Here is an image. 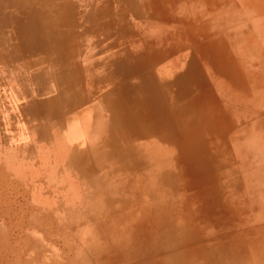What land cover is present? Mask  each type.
Here are the masks:
<instances>
[{
  "label": "rangeland",
  "instance_id": "obj_1",
  "mask_svg": "<svg viewBox=\"0 0 264 264\" xmlns=\"http://www.w3.org/2000/svg\"><path fill=\"white\" fill-rule=\"evenodd\" d=\"M63 1L0 0V264H203L214 241L260 263L264 0H84L108 35L74 68L9 26ZM161 223L205 251L149 247Z\"/></svg>",
  "mask_w": 264,
  "mask_h": 264
},
{
  "label": "bare ground",
  "instance_id": "obj_2",
  "mask_svg": "<svg viewBox=\"0 0 264 264\" xmlns=\"http://www.w3.org/2000/svg\"><path fill=\"white\" fill-rule=\"evenodd\" d=\"M67 1H69V2L63 1V2H60L61 4L57 3L56 5H54L55 8H52L51 10H48L46 12H45V10L41 11L42 8L39 9V7L38 8H35V7L32 8V7L27 6V8H25L23 5H19L25 9L26 15L24 17L20 18L19 20L18 19L15 20L14 22H10L11 19L8 18L9 19V26L12 30V33L15 31L16 36L19 33L23 34V35L26 34V37L30 38V41H26V43L29 44L30 47L37 46L43 50L44 55L41 57H38L39 60H43V61L47 60V62H50V65H53V67H54L57 65L56 62L58 61L59 57H61L62 55H64L65 53H67L69 51L70 55H68V56H69L70 62H74V64L71 66V68H74V66H75V59L81 60V63H85L84 67H86L87 66V59H90V55H91V54H89L90 50L93 49L94 47L97 48V47L104 46L103 44L106 43V40H102V39H106V37L104 35L107 34V32L105 33L104 32L105 29H102V28L105 25H107L106 23H108L107 22L108 18L105 17V15L103 13H98L99 17L95 16L97 18H95V23H96L95 25L96 26H94L93 23H90V20L87 16V11L85 10V8H82V6L84 5V3H83L84 0H79V1H75V2H74V0H71V1L67 0ZM40 2L42 5H44L47 2H49V0H39V2H37L36 4H40ZM113 18L111 17V19H113ZM60 20H63V21L59 22ZM43 24L48 27L47 30H44V28L41 26ZM98 31L100 33H97ZM43 32H45V33H43ZM100 37H101V39H100ZM65 38H66V41H65ZM151 39L152 38H150L149 40L151 41ZM156 41H158V40H156ZM88 50H89V52H88ZM49 51H51L52 54L48 53ZM79 51L81 53H78ZM135 68H136V70H134L133 75H136V74L138 75V72L140 71V69L138 66H135ZM150 70H151L150 68H146V71H145L144 76H145V80H147V81L152 76V74H151L152 70L151 71ZM135 71H137V72H135ZM149 73H150V75H149ZM56 75L59 78V80H61V77L66 78V81L68 80L66 84L69 85L68 87H70V88L71 87L75 88V87H77V85L80 86L85 82L84 76H83V78L79 79L76 76H74L73 74H68V73L63 72V71L56 72ZM120 77H121V80H123V79H125L126 76L122 72ZM112 79L113 78H111V79L106 78L105 81L107 83H110L109 85H112L113 83H112V81H110ZM117 79H115V80H117ZM99 81H102V79ZM119 81H120V78H119ZM116 83L119 84V82L115 81V84ZM70 88H68V89H70ZM95 94H97V92H93V96ZM104 97H102V100H104V102L106 103V107L108 109H111V105H113V104L116 105L117 103H120V101H121L120 96L111 97L110 95H108V97L107 96H104ZM78 98H83V97L79 96ZM150 99L152 101L153 99H155V96H150ZM38 100L35 104L36 106L38 105ZM118 105H121V103ZM95 201L97 203H99L97 201V199H95ZM92 204H94V202ZM100 204H102V206L104 205L105 207H110L109 204H104L103 202H100ZM158 218H160V217H158ZM159 227H160V234L158 236H155L157 238L154 240V243H152V241L148 242L149 247L154 246V250L159 249L160 245L163 242V244L167 245L168 249H162L161 248L162 252L165 250H166V252H168V250H170V248H173V250L180 249L181 256L183 255L185 257H187L188 253H193L191 255L198 256V253L205 251V249L199 248V247L187 249V250L183 249V248H187V247L182 246V244L184 243L183 241H185V237L182 235L181 226L171 227L168 225V223L167 224L161 223L159 225ZM170 228H172V229H170ZM166 233H167V235H166L167 237L164 238L163 236ZM185 236H187V235H185ZM250 244L251 243L248 244L249 248H253L254 246H252ZM226 246H231V250L227 254H224L221 256V252H222L221 250ZM157 247H159V248H157ZM212 247L213 248L212 249L209 248V250L215 251L217 254L214 255V257L212 259L213 261L210 258H208V256H206L204 259L205 262L203 264H205V263L209 264V262L211 264H248V262L245 260H238L237 259L239 256L247 253L246 246H243V244H241L240 242H235L234 244L233 243L222 244V242L217 243V241L216 242L214 241ZM168 256H170V255H168ZM181 256H180V258H182ZM169 259H171V260L166 264H177L176 260H172V258H169ZM251 264H264V258L260 261V263H253L251 261Z\"/></svg>",
  "mask_w": 264,
  "mask_h": 264
},
{
  "label": "crops",
  "instance_id": "obj_3",
  "mask_svg": "<svg viewBox=\"0 0 264 264\" xmlns=\"http://www.w3.org/2000/svg\"><path fill=\"white\" fill-rule=\"evenodd\" d=\"M157 78H159L160 80L157 81ZM167 80H168V79H167L166 77H163V76H162V79H161L160 76H156V77L153 78L151 81H153V82H154L159 88H161V87H162V83H163V82H167ZM142 91H143V90L141 89L140 92H138L139 95H140V94L143 95ZM139 95H138V96H139Z\"/></svg>",
  "mask_w": 264,
  "mask_h": 264
}]
</instances>
